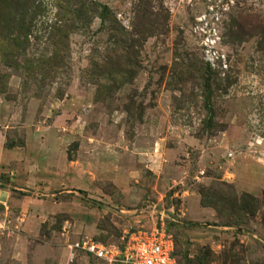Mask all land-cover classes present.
Here are the masks:
<instances>
[{
	"label": "rangeland",
	"instance_id": "374dc122",
	"mask_svg": "<svg viewBox=\"0 0 264 264\" xmlns=\"http://www.w3.org/2000/svg\"><path fill=\"white\" fill-rule=\"evenodd\" d=\"M77 1L107 20L0 27V264L162 224L177 264H264V0Z\"/></svg>",
	"mask_w": 264,
	"mask_h": 264
},
{
	"label": "built area",
	"instance_id": "2783aa9c",
	"mask_svg": "<svg viewBox=\"0 0 264 264\" xmlns=\"http://www.w3.org/2000/svg\"><path fill=\"white\" fill-rule=\"evenodd\" d=\"M66 248L63 264H177L175 239L165 224L136 229L116 244L82 238Z\"/></svg>",
	"mask_w": 264,
	"mask_h": 264
},
{
	"label": "trees",
	"instance_id": "16d2710c",
	"mask_svg": "<svg viewBox=\"0 0 264 264\" xmlns=\"http://www.w3.org/2000/svg\"><path fill=\"white\" fill-rule=\"evenodd\" d=\"M43 3L44 0H0V27L2 25L6 27V22H12L9 31L17 36L16 39L21 34L28 36L29 32L24 29V22H35L39 16L43 15ZM90 4L87 7L86 4L77 0L73 2L70 0L71 22H90L93 17H98L105 22L108 16L107 6L98 2ZM15 44L22 52L25 50L19 43Z\"/></svg>",
	"mask_w": 264,
	"mask_h": 264
}]
</instances>
